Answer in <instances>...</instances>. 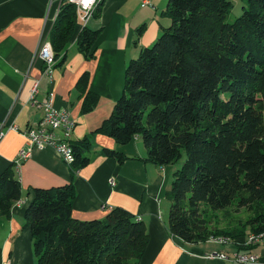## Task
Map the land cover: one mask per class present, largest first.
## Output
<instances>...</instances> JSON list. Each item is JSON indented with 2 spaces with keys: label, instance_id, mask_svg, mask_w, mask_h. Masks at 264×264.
<instances>
[{
  "label": "trees",
  "instance_id": "trees-1",
  "mask_svg": "<svg viewBox=\"0 0 264 264\" xmlns=\"http://www.w3.org/2000/svg\"><path fill=\"white\" fill-rule=\"evenodd\" d=\"M231 8L230 0H168L170 26L130 61L123 95L96 131L122 145L141 137L149 162L180 165L166 194L168 229L189 244L238 245L244 239L218 236L264 234V0H247L243 14L227 23ZM76 23V7L63 0L50 36L56 61L63 62ZM98 36L84 28L80 50L90 52ZM86 84L83 77L79 87ZM98 100L89 93L85 112ZM73 149L74 167L86 165L81 147ZM103 153L119 164L128 159ZM21 196L13 165L0 174V218ZM75 196L72 184L36 190L25 218L37 263L140 264L149 244L145 224L121 208L79 220ZM234 206L251 214L243 234L212 227L210 212Z\"/></svg>",
  "mask_w": 264,
  "mask_h": 264
},
{
  "label": "crops",
  "instance_id": "crops-1",
  "mask_svg": "<svg viewBox=\"0 0 264 264\" xmlns=\"http://www.w3.org/2000/svg\"><path fill=\"white\" fill-rule=\"evenodd\" d=\"M101 4L99 13L96 10L86 26L77 18L64 60H57L50 81L43 74L44 64L37 59V52L43 36L51 44L61 1L0 0V174L15 165L22 187L21 205L15 203L10 216L0 218V264H38L26 211L37 189L67 184H72L76 192L75 218L104 219L113 209L121 208L145 224L149 244L140 264H241L233 258L236 252H250L264 264V246L245 248L232 242L223 246L215 240L189 244L172 235L166 194L178 166L161 167L149 162L141 137L122 145L96 132L123 95L130 61L151 47L169 23L165 15L168 0H103ZM84 28L99 31L87 53L77 42ZM83 77L87 79L85 89L79 87ZM37 83V99L43 101L49 92L55 93L56 107L67 111L75 122L70 141L81 147L82 157L89 159L86 165L68 166L53 149L38 147H33L30 158L16 165L20 152L31 145L9 128H37L42 112L29 103ZM89 93L99 100L92 111L85 112ZM84 139L86 143H82ZM105 149L128 159L119 164L103 153ZM249 233L237 238L243 240ZM212 254L227 258H209Z\"/></svg>",
  "mask_w": 264,
  "mask_h": 264
},
{
  "label": "built area",
  "instance_id": "built-area-1",
  "mask_svg": "<svg viewBox=\"0 0 264 264\" xmlns=\"http://www.w3.org/2000/svg\"><path fill=\"white\" fill-rule=\"evenodd\" d=\"M61 2L63 0H60ZM67 3L76 7L77 18L85 26L89 21V13L96 11L95 0H65ZM148 4V2H144ZM37 59L41 60L44 64L43 74L50 81H53L56 58L54 50H49V41L43 36L40 47L37 52ZM38 83L34 86L29 97V103L32 107L42 112V118L37 125V128L29 130H20L17 126L13 125L9 128L11 131L20 133L26 139H28L31 145L30 149L21 151L16 161V165L20 164L31 157L33 147L38 148H51L53 149L63 162L72 166L75 162V153L73 145L71 144V136L75 128V122L71 120L67 111L59 110L56 107V95L53 92H49L43 101L37 99ZM114 180H111V185H114ZM18 206L21 205V201H18ZM223 246H229L228 244H220ZM253 245L261 244L260 239H255L254 236L247 235L244 241L241 242L238 247L251 248ZM209 258H215V255H209ZM236 262H252L261 264L260 258L250 252L241 253L236 252L233 255ZM222 260V258H219ZM10 264V263H4Z\"/></svg>",
  "mask_w": 264,
  "mask_h": 264
},
{
  "label": "rangeland",
  "instance_id": "rangeland-1",
  "mask_svg": "<svg viewBox=\"0 0 264 264\" xmlns=\"http://www.w3.org/2000/svg\"><path fill=\"white\" fill-rule=\"evenodd\" d=\"M232 3L231 12L227 15L225 22L232 23L237 18H239L244 11V8L247 6V0H230ZM168 25L165 28L170 26V18ZM162 34V33H161ZM180 166V165H178ZM251 217V214L246 210H238L235 206L230 207L225 210L218 212H210L208 214V219L211 221L212 227H217L223 229L224 231L236 232L238 234L244 233L246 221ZM248 232V231H247ZM242 236V235H241ZM229 238L230 240H238V238L233 239L226 236H218Z\"/></svg>",
  "mask_w": 264,
  "mask_h": 264
},
{
  "label": "bare ground",
  "instance_id": "bare-ground-1",
  "mask_svg": "<svg viewBox=\"0 0 264 264\" xmlns=\"http://www.w3.org/2000/svg\"><path fill=\"white\" fill-rule=\"evenodd\" d=\"M103 0H95V7L97 8L98 4L100 2H102ZM95 11H92L89 13V20L93 17V14H94ZM49 50H53L51 44L49 43ZM250 236H254L255 239H260L261 240V244H264V234H261V235H256V234H251ZM218 242L220 244H230L231 242H229L228 240H225V239H219ZM254 246H264V245H253L252 247ZM218 256L219 258H222V259H226V255H216ZM241 264H256V263H252V262H241Z\"/></svg>",
  "mask_w": 264,
  "mask_h": 264
}]
</instances>
